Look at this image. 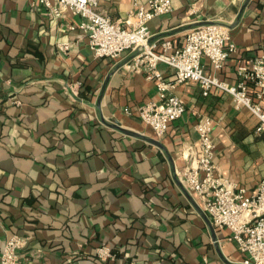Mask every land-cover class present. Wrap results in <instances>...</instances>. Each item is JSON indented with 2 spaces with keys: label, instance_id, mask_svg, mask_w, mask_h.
<instances>
[{
  "label": "crops",
  "instance_id": "obj_1",
  "mask_svg": "<svg viewBox=\"0 0 264 264\" xmlns=\"http://www.w3.org/2000/svg\"><path fill=\"white\" fill-rule=\"evenodd\" d=\"M170 1L173 10L148 23L157 52L163 40L177 49L191 28L220 24L235 50L219 70L202 64L229 85L240 81L238 67L264 55V0ZM134 2L98 8L123 23ZM79 21L48 16L38 0H0V249L18 235V264H243L230 231L210 223L174 170L188 163L205 115L216 175L253 193L264 180L255 115L186 81L172 89L185 112L157 137L135 112L155 96L154 82L126 71L125 59L95 58ZM63 42L73 44L67 53L56 48ZM158 69L174 79L173 68ZM102 245L113 260L98 257Z\"/></svg>",
  "mask_w": 264,
  "mask_h": 264
},
{
  "label": "built area",
  "instance_id": "obj_2",
  "mask_svg": "<svg viewBox=\"0 0 264 264\" xmlns=\"http://www.w3.org/2000/svg\"><path fill=\"white\" fill-rule=\"evenodd\" d=\"M48 16L62 18L66 13L77 16V28L86 38L87 46L95 58L124 60L123 67L130 73H144L156 87L155 96L139 105L138 118L160 137L169 125L179 119L186 108L181 98L172 93L177 85L193 81L198 83L203 96L211 91L228 94L236 107L247 108L257 118L255 132L264 135V55L253 58L248 65L237 68L240 81L236 85L219 80L204 72L202 59L212 69L219 70L230 52L235 50L228 43V30L217 23H206L191 28L184 37L183 45L172 48L169 40H163L161 51L150 42L148 23L155 17L173 10L170 0H135V8L123 23L112 21L99 11V0H38ZM75 29L74 25L69 26ZM72 43H57L61 53H67ZM164 63L174 69V79L165 81L158 69ZM131 115L132 111L124 108ZM213 121L205 115H197L195 131L197 141L188 149V163L174 174L181 185L195 198L200 210L216 228L230 231V239L239 251L246 254L243 264H264V180L256 190L248 194L244 188L215 173L213 163ZM25 239L11 235L0 249V264H18V251ZM102 261L113 260L107 246L97 248Z\"/></svg>",
  "mask_w": 264,
  "mask_h": 264
}]
</instances>
